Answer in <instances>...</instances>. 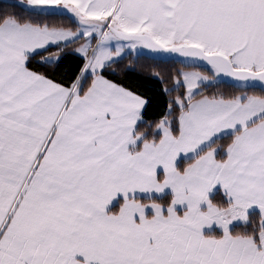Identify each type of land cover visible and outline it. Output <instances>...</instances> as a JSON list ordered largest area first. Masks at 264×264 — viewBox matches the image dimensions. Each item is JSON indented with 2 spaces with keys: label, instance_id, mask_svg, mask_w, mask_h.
I'll use <instances>...</instances> for the list:
<instances>
[{
  "label": "snow or ice",
  "instance_id": "obj_1",
  "mask_svg": "<svg viewBox=\"0 0 264 264\" xmlns=\"http://www.w3.org/2000/svg\"><path fill=\"white\" fill-rule=\"evenodd\" d=\"M5 7L0 264H264V0ZM142 50L159 117L106 76Z\"/></svg>",
  "mask_w": 264,
  "mask_h": 264
},
{
  "label": "trees",
  "instance_id": "obj_2",
  "mask_svg": "<svg viewBox=\"0 0 264 264\" xmlns=\"http://www.w3.org/2000/svg\"><path fill=\"white\" fill-rule=\"evenodd\" d=\"M9 3L12 2L0 0V11L18 13L22 16L28 15V12L24 9L5 7ZM76 46L73 45L72 47ZM177 61L179 59L157 58L147 53L138 55L130 53L119 58L118 63L113 64L106 71V76L125 87L131 88L149 100L145 113L146 118L159 117L165 110L168 100V96L164 93L163 89L165 87L171 88L172 83L167 80L165 83H162L153 74L155 72H162L167 77L168 70L181 66ZM80 62L78 56L68 55L60 65V72L70 73ZM221 88H223V85H221Z\"/></svg>",
  "mask_w": 264,
  "mask_h": 264
},
{
  "label": "water",
  "instance_id": "obj_3",
  "mask_svg": "<svg viewBox=\"0 0 264 264\" xmlns=\"http://www.w3.org/2000/svg\"><path fill=\"white\" fill-rule=\"evenodd\" d=\"M145 53L149 54L147 51H145ZM149 55H152V54H149ZM152 56H154V55H152ZM154 57L164 58V59H179L180 60V58L177 57V56H167V55H164V56H154Z\"/></svg>",
  "mask_w": 264,
  "mask_h": 264
},
{
  "label": "rangeland",
  "instance_id": "obj_4",
  "mask_svg": "<svg viewBox=\"0 0 264 264\" xmlns=\"http://www.w3.org/2000/svg\"><path fill=\"white\" fill-rule=\"evenodd\" d=\"M81 42H82V41H81ZM77 46H78V45H77ZM143 53H145L144 50H142V51L139 52V53H132V54H134V55H138V54H143ZM127 54H130V52H127V51H126L125 54H124L123 56H125V55H127ZM123 56H122V57H123ZM122 57H121V58H122Z\"/></svg>",
  "mask_w": 264,
  "mask_h": 264
},
{
  "label": "crops",
  "instance_id": "obj_5",
  "mask_svg": "<svg viewBox=\"0 0 264 264\" xmlns=\"http://www.w3.org/2000/svg\"><path fill=\"white\" fill-rule=\"evenodd\" d=\"M5 1H10V2H13V0H5Z\"/></svg>",
  "mask_w": 264,
  "mask_h": 264
}]
</instances>
